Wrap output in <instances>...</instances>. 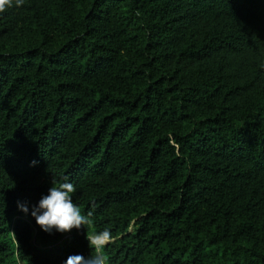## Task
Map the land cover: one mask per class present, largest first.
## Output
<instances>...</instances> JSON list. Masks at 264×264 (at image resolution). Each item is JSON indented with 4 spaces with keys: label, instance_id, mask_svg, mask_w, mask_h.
I'll return each instance as SVG.
<instances>
[{
    "label": "trees",
    "instance_id": "obj_1",
    "mask_svg": "<svg viewBox=\"0 0 264 264\" xmlns=\"http://www.w3.org/2000/svg\"><path fill=\"white\" fill-rule=\"evenodd\" d=\"M65 179L92 223L49 234L17 201ZM105 229L107 264H264V0L0 13V264L95 255Z\"/></svg>",
    "mask_w": 264,
    "mask_h": 264
},
{
    "label": "clouds",
    "instance_id": "obj_2",
    "mask_svg": "<svg viewBox=\"0 0 264 264\" xmlns=\"http://www.w3.org/2000/svg\"><path fill=\"white\" fill-rule=\"evenodd\" d=\"M23 2L24 0H0V13L14 5L20 7ZM75 192V185L65 179V182L58 186L53 182L36 204L30 206L27 201H17V206L26 215L34 217L40 228L49 234L87 229L92 223V213H82L79 205L74 202ZM86 239L89 241L90 249H95L96 254L89 256L73 254L68 256L63 264H107V258L101 254V250L112 242L111 231L105 229L92 235L87 234Z\"/></svg>",
    "mask_w": 264,
    "mask_h": 264
},
{
    "label": "rangeland",
    "instance_id": "obj_3",
    "mask_svg": "<svg viewBox=\"0 0 264 264\" xmlns=\"http://www.w3.org/2000/svg\"><path fill=\"white\" fill-rule=\"evenodd\" d=\"M136 228H137L136 223L133 222L132 226L129 229V232H134L136 230Z\"/></svg>",
    "mask_w": 264,
    "mask_h": 264
}]
</instances>
